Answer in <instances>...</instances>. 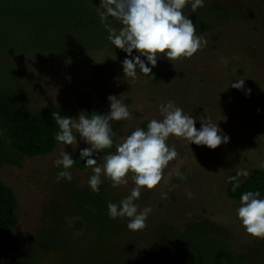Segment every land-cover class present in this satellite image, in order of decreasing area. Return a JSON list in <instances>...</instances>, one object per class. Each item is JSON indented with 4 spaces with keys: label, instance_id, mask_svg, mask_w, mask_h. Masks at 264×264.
I'll return each mask as SVG.
<instances>
[{
    "label": "rangeland",
    "instance_id": "rangeland-1",
    "mask_svg": "<svg viewBox=\"0 0 264 264\" xmlns=\"http://www.w3.org/2000/svg\"><path fill=\"white\" fill-rule=\"evenodd\" d=\"M99 2L69 6L61 23L68 22L67 18L74 14L81 22L93 20L98 32L105 31L97 14ZM72 8H77L78 15L70 12ZM184 11L195 25L209 26L207 31L196 30L207 39V46L191 58L174 62L158 59L149 75L140 74L130 84L121 64L126 53L109 43L108 34L99 48L71 58L59 57L55 51L48 50L17 52L9 59L10 67L25 84L33 109L61 107L74 121L81 112L106 113L110 107L108 96L119 98L132 116L129 120L114 121L121 125L115 135L113 153L115 144L136 128H142L145 120L162 119L159 106L169 100L196 119L217 121L230 137L227 144L213 150L195 144L189 146L183 139L170 136L167 143L175 147L177 157L164 169L160 184L151 190L142 189L136 201L141 209L153 208L147 226L139 231H130L126 226L119 231L121 224L117 225L110 242L105 241L101 246L109 252L97 256L99 260L113 255V263L122 264L119 256L124 255L136 264L140 255H178L190 247L189 241L178 246L166 244L163 251L155 252L157 246L153 244L159 226L165 223L180 231L193 223L209 222L225 233L221 234L222 244L229 251L246 257L244 264H264V239L245 232L236 217L239 203L226 194L227 178L237 170H264V0H205V5L196 12H191L190 5ZM111 25L119 27L115 20H111ZM86 27L82 34L94 33L93 27ZM243 79L242 90L231 87L232 82ZM200 126L201 121L197 120V129ZM84 147L87 145L83 141L71 146L58 143L50 154L23 157L20 166L7 163L0 166V179L12 189L18 202L14 239L0 253V264L27 260L31 255L40 264H65L54 252L39 259L42 249L37 237L41 229L53 224L51 203L56 202L63 209L62 205L71 198L64 190L63 180L57 181L61 169L55 167L54 161L65 148L73 156ZM102 162L101 153V166ZM70 170L77 187L90 189L91 168ZM127 179L126 185L113 188L102 177L100 186H108L118 204L135 186L131 174ZM161 193H167V197L162 199ZM80 220L77 215L66 218L72 229ZM96 230L74 229L72 238L76 240L90 232L86 250H91L95 246ZM86 252H80L69 264H80L90 257Z\"/></svg>",
    "mask_w": 264,
    "mask_h": 264
},
{
    "label": "trees",
    "instance_id": "trees-1",
    "mask_svg": "<svg viewBox=\"0 0 264 264\" xmlns=\"http://www.w3.org/2000/svg\"><path fill=\"white\" fill-rule=\"evenodd\" d=\"M84 2L95 0H0V166L4 163L20 166L23 157L47 155L57 146L55 135L59 129L54 114H69L61 107L33 109L25 84L19 81L14 69L10 67L9 59L17 52L32 49L55 51L59 57L71 58L103 45L108 32H98L93 20L81 22V18L72 14L67 18L68 22L61 23L63 15L68 13L66 8ZM75 9L77 8L69 11L78 15ZM86 26L93 27L94 33L82 34L81 30ZM209 29L206 24L196 25L197 31ZM147 123L148 120H145L141 127L146 129ZM120 125L118 122H111L115 134ZM113 150L114 146L106 149V153H113ZM79 152L72 156L75 160L72 168L84 170L87 167L79 157ZM249 173L246 179L241 178V186L236 192L231 190L230 183L227 184L226 194L229 199L239 203L243 192L256 190L264 198V170L253 169ZM63 187L71 196L70 202L64 203L63 209L56 202L51 203L53 224L41 229L37 237L42 249L39 259L54 252L58 259L69 264L80 252L87 251L86 256L90 257H85L80 264H114L112 254L104 261L97 258L103 252H109L108 248L101 246L105 241L110 242L116 226L121 224L119 231L127 226L126 220H112L107 215L108 203H117L112 196L113 192L106 185L100 186L99 192L79 188L73 179L71 182L63 180ZM17 212L18 202L12 189L0 179V253L14 239ZM71 215L81 217L80 221L74 223L73 229L66 221ZM85 227L87 230L97 228L93 240L95 246L91 250H86L90 232L87 231L82 238H72L74 229L79 231ZM156 233L153 244L157 246L155 252L163 251L166 244L178 246L189 241L191 245L178 255H140L136 264H244L246 261L244 255L234 254L222 244L221 234L225 233L209 222L193 223L180 231L163 223ZM119 257L122 264L130 261L124 255ZM39 262L37 257L31 255L27 260H15L13 264H40Z\"/></svg>",
    "mask_w": 264,
    "mask_h": 264
},
{
    "label": "clouds",
    "instance_id": "clouds-1",
    "mask_svg": "<svg viewBox=\"0 0 264 264\" xmlns=\"http://www.w3.org/2000/svg\"><path fill=\"white\" fill-rule=\"evenodd\" d=\"M189 5L191 12H196L205 5V0H100L97 14L108 32L109 43L126 53L121 64L129 84L140 74L149 75L158 59L174 62L180 58H191L207 46V39L197 34L196 25L185 14L184 10ZM111 20H115L119 27H113ZM244 84L245 79L235 80L231 87L242 90ZM247 91L250 95L251 89ZM107 99L110 107L104 114L81 112L75 121L70 116L54 114L59 129L55 140L63 146L78 144V141L87 145L80 149L79 157L85 167L92 169L88 186L93 192H99L102 177L117 188L126 185L131 174L135 186L118 204L108 203L107 215L112 220L127 219L130 231L143 230L153 208L146 206L141 209L136 201L140 199L142 189L151 190L160 184L164 169L177 157L175 147L167 143L169 137L181 138L189 146L195 144L213 150L227 144L230 137L217 121L196 119L169 100L159 106L162 119L149 120L146 129L136 128L122 142L115 144L114 153H105L106 149L114 146L116 134L111 122L129 120L132 116L119 98L109 95ZM197 120L201 121L199 129ZM101 153L102 166L99 163ZM74 163L71 153L65 148L54 161L55 167L61 169L57 173V181H72L70 169ZM176 174L184 178L183 174ZM249 175L247 169H239L234 176H229L227 182L232 185L231 190L236 192L241 186V178L246 179ZM188 196L191 197L192 193L189 192ZM166 197L167 193H161L162 199ZM235 212L247 234L264 239V198L259 190L243 192Z\"/></svg>",
    "mask_w": 264,
    "mask_h": 264
}]
</instances>
